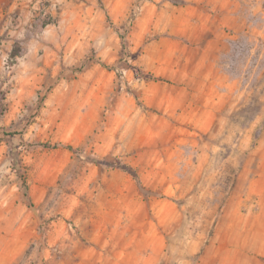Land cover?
Segmentation results:
<instances>
[{
    "label": "rangeland",
    "instance_id": "374dc122",
    "mask_svg": "<svg viewBox=\"0 0 264 264\" xmlns=\"http://www.w3.org/2000/svg\"><path fill=\"white\" fill-rule=\"evenodd\" d=\"M0 264H264V0H0Z\"/></svg>",
    "mask_w": 264,
    "mask_h": 264
},
{
    "label": "trees",
    "instance_id": "16d2710c",
    "mask_svg": "<svg viewBox=\"0 0 264 264\" xmlns=\"http://www.w3.org/2000/svg\"><path fill=\"white\" fill-rule=\"evenodd\" d=\"M67 149L71 150L72 151V148L71 147H66ZM101 164H108L107 161H103V162H100ZM121 170H123L124 172L128 173L130 176H132L133 178H136V174L135 172L128 166L126 165H119L118 166ZM24 197H27V193L24 192Z\"/></svg>",
    "mask_w": 264,
    "mask_h": 264
}]
</instances>
